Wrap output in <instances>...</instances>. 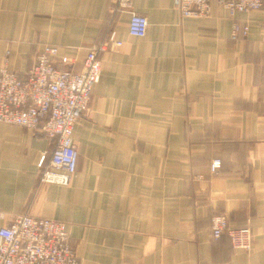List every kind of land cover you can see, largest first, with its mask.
Here are the masks:
<instances>
[{
	"label": "crops",
	"instance_id": "crops-1",
	"mask_svg": "<svg viewBox=\"0 0 264 264\" xmlns=\"http://www.w3.org/2000/svg\"><path fill=\"white\" fill-rule=\"evenodd\" d=\"M130 10L148 17L145 36L130 35ZM234 19L247 36L232 38ZM113 31L124 44L101 54L68 185L40 181L54 140L0 122V228L26 212L63 221L82 264H264V7L233 17L213 1L184 16L172 0H0V68L8 58L28 74L49 43L81 70ZM217 214L251 227L250 250L213 236Z\"/></svg>",
	"mask_w": 264,
	"mask_h": 264
},
{
	"label": "built area",
	"instance_id": "built-area-1",
	"mask_svg": "<svg viewBox=\"0 0 264 264\" xmlns=\"http://www.w3.org/2000/svg\"><path fill=\"white\" fill-rule=\"evenodd\" d=\"M184 16L207 15L212 2L226 7L235 17L238 12L264 7V0H172ZM118 9L131 7L132 0H117ZM146 15L130 10L128 31L143 37L148 30ZM250 27L234 19L232 38L247 36ZM124 41L113 31L108 40L91 44L74 69L75 60L61 54V47L43 44L29 73L12 70L6 58L0 68V122L41 130L54 140L50 153L39 161L40 181L68 185L78 167V147L74 139L76 122L90 109L93 89L102 73L101 54L120 48ZM62 63L63 66H59ZM221 165L213 160L211 171ZM213 236L227 235L235 249L250 250L254 232L249 226H234L225 214L212 219ZM0 264H82L75 252L66 223L50 217L19 213L0 228Z\"/></svg>",
	"mask_w": 264,
	"mask_h": 264
}]
</instances>
